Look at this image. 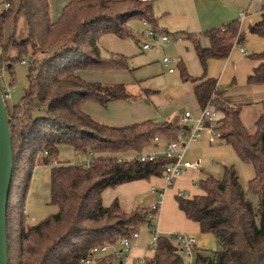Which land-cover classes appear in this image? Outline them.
I'll list each match as a JSON object with an SVG mask.
<instances>
[{
	"label": "trees",
	"instance_id": "obj_1",
	"mask_svg": "<svg viewBox=\"0 0 264 264\" xmlns=\"http://www.w3.org/2000/svg\"><path fill=\"white\" fill-rule=\"evenodd\" d=\"M9 10L0 12V72L13 74L14 65L30 59L29 86L20 102L10 107L5 100L14 148V173L7 210L9 264H84L92 250L131 238L148 225L156 228L157 211L138 208L125 211L118 199L109 207L103 193L123 184L164 177L171 160L153 162L98 157L89 166L62 163L54 165L59 147L68 145L79 154L142 152L164 135L177 139L179 123L147 121L124 128L100 124L83 111L87 102L106 106L113 100H134L125 84L92 83L80 71L128 70L123 55L102 56L100 39L108 34L134 37L130 22L146 21L158 30V20L150 2L142 0H71L60 18L53 20L49 0H2ZM23 17L26 32L17 31L7 39L5 26ZM250 33L264 38V13L250 26ZM182 35V34H181ZM208 48L198 38L194 43L204 76L194 79L179 63L182 77L196 84L194 94L203 110L214 105L223 113L222 141L235 150L240 160L255 170L244 188L234 166L225 167L221 179L213 176L198 182L201 195L176 197L186 217L200 225L204 234L214 236L219 252L198 253L193 264H264V111L250 132L241 119V108L224 100L225 89L207 77L211 59L227 58L235 45H242L240 22L204 34ZM179 38V37H178ZM176 37V39H178ZM184 38V37H183ZM16 51L9 57L10 49ZM41 59L35 63V60ZM261 64L249 76L250 84L264 83V52L253 55ZM53 166L50 178V206L58 211L32 223L26 201L37 166ZM250 196L257 198L254 203ZM174 239L159 237L151 256L134 264H187ZM113 256L99 255L92 264H111Z\"/></svg>",
	"mask_w": 264,
	"mask_h": 264
},
{
	"label": "crops",
	"instance_id": "obj_2",
	"mask_svg": "<svg viewBox=\"0 0 264 264\" xmlns=\"http://www.w3.org/2000/svg\"><path fill=\"white\" fill-rule=\"evenodd\" d=\"M49 1L52 19L57 20L71 0ZM149 2L158 20V31L168 34L173 40L168 45L172 44L178 51L179 57L175 59L178 67L182 62L189 76L194 79L202 78L204 70L194 43L182 35L194 36L198 38L203 47L208 48L210 40L204 35L206 32L222 28L233 21L240 22V33L244 36L243 44L235 45L230 55L225 59L209 60L207 77L217 80L218 85L225 89L224 100L230 106L241 108V119L244 125L250 132H254L255 123L264 111V83L250 84L248 78L261 64V61L253 58V55L264 52V38L250 33L249 28L261 20L264 13V0H149ZM0 10H4L3 5H0ZM243 15L245 17L241 18ZM145 27L148 31L150 25ZM176 37L179 38L176 39ZM242 49L245 52H242ZM142 52L144 51L142 50ZM179 70L183 84L179 81L177 84L180 87L182 85L183 88H181V94L178 95L179 98L174 101V104L164 109L168 110L166 112H161L152 100L157 92L144 89L141 82L135 78V72L131 68L108 72L80 71L78 75L88 82L107 85L125 84L128 91L134 96V100H113L106 106L97 102H87L83 106V111L98 123L116 128H124L147 121L181 124V118L185 111L198 116L202 109L194 94L196 84L184 80L180 67ZM165 73L174 75L176 69L174 73H169L165 68ZM135 86L137 89L141 88L143 93L133 94L134 91L131 88ZM186 105H191L193 110L185 109ZM180 134L181 132L175 140L180 139ZM157 137L159 141L154 142L153 140L152 144L143 150L144 152L162 153L166 144L172 141L164 135ZM136 153L138 152L129 151L84 155L77 153L68 145H61L58 160L54 165L74 164L79 159L91 161L98 157L126 159ZM184 158L187 161L200 162V170H189L183 173L170 187L164 177H152L149 180H140L123 184L117 188H109L103 193V204L105 207H109L118 199L121 208L128 212L138 208H148L156 198L152 193L153 188L159 189L164 193L163 202L156 218V228L160 236L170 238L175 234H189L197 240L198 253L219 252L221 246L217 239L210 234L202 233L200 225L186 217L180 210L176 197L179 194H185L192 198L203 194L197 185L198 182L211 176L221 179L225 167L230 166L236 168L240 182L246 188L254 178L255 170L251 165L243 163L233 147L222 140L210 143L204 138L198 143L189 144L186 146ZM52 168L53 166L39 165L34 170L26 201V213L33 223L58 211L57 207L49 205ZM144 227L145 231L140 234L131 255L125 256L119 260V263L134 264L153 254H149L152 232L148 225ZM174 243L176 244V242ZM107 255H111V253H107Z\"/></svg>",
	"mask_w": 264,
	"mask_h": 264
},
{
	"label": "built area",
	"instance_id": "obj_3",
	"mask_svg": "<svg viewBox=\"0 0 264 264\" xmlns=\"http://www.w3.org/2000/svg\"><path fill=\"white\" fill-rule=\"evenodd\" d=\"M149 0H142V2H148ZM4 9L9 10L10 4H3ZM245 15L241 16L244 18ZM144 25L149 27V24L144 21ZM147 41L142 44V50L144 52L154 51L160 47H163L167 44L173 42L171 37L168 34L159 32L151 27H149L146 33ZM242 52H245L242 49ZM27 61H23V64H26ZM163 65L167 69L169 73H174L175 67L177 65V60L165 58L163 60ZM3 73L0 72V79H2ZM3 96L5 100L10 99V90L9 87L5 90H2ZM224 117L223 113L218 111L214 105H209L205 109L202 110L200 115L195 116L193 113L189 111H185L181 118L182 131L180 134V139L169 141L166 144V148L162 153L159 152H138L135 155L120 160H135L139 162H153L161 157H166L171 160V163L167 166L165 170L164 178L168 184V186H172L176 180L185 172L189 170L198 171L201 168L200 162H191L187 161L184 158L186 146L193 143H198L204 138H206L210 143H217L221 141V131L220 125L221 120ZM188 127V129H184V127ZM159 138L156 137L154 142H158ZM56 162H54L55 164ZM91 163L90 160H77L74 164L89 166ZM152 193L155 195V200L151 204V209L159 212L164 193L159 189L153 188ZM152 232V239L149 244V248H155L157 246L160 234L157 231V228ZM140 238V233H134L131 238L121 239L116 244H105L101 247H96L92 250V256L87 260H83L84 264H92L95 257L99 255H107V253H111L113 256V260L111 264H122L119 263V260L124 258L125 256L131 255L132 251L135 248L137 241ZM170 238L174 239V241L178 244L179 251L183 253V255L188 259L187 264H193L195 258L198 254V246L197 240L195 237L189 234L180 233L171 236ZM145 259H141L140 263H144Z\"/></svg>",
	"mask_w": 264,
	"mask_h": 264
},
{
	"label": "rangeland",
	"instance_id": "obj_4",
	"mask_svg": "<svg viewBox=\"0 0 264 264\" xmlns=\"http://www.w3.org/2000/svg\"><path fill=\"white\" fill-rule=\"evenodd\" d=\"M18 6V0H12ZM2 1L0 0V3ZM2 12V10H0ZM130 29L134 37L129 38H119L113 34H108L103 36L100 39L99 46L102 52L103 57H110L112 55H123L129 59V67L135 72V78L141 82V85L146 90L156 91L152 100L155 105L158 106V109L161 112H166L164 110L169 108L174 104L181 94V87L177 84V81L183 84L181 79L180 70L178 64L176 65V73L174 75H169L165 73V67L163 65V60L167 57L170 59H177L179 57L177 49L171 45H165L154 51L142 52V44L147 41L146 34L147 28L144 26V22L139 20H132L130 22ZM26 22L23 17L19 18V21L15 23V20L9 21L5 26V31L7 39L9 36L13 35L17 31L18 38L21 39L23 32H26ZM145 34V36H143ZM16 51L11 48L9 52V57H15ZM41 59L39 56L35 63ZM27 64L24 65L21 62H18L14 65L13 74L8 70L4 72L2 79H0V86L2 90H5L9 87L10 90V99L7 101V104L12 107L20 102L22 97L25 95L28 86V73L30 68V59L26 58ZM189 86V85H188ZM133 94H142L141 88L135 86L131 88ZM142 92V93H141ZM144 96V95H143ZM148 101V99H147ZM150 101V100H149ZM185 109L193 110L191 105H186ZM252 130L254 128H251ZM251 200L256 203L257 198L250 196ZM33 223V222H32ZM145 227L143 226L139 233H143ZM109 253V252H108ZM153 251L150 250L149 254H152ZM206 253V252H205ZM182 254L186 262L188 259ZM206 254H211L207 252Z\"/></svg>",
	"mask_w": 264,
	"mask_h": 264
},
{
	"label": "water",
	"instance_id": "obj_5",
	"mask_svg": "<svg viewBox=\"0 0 264 264\" xmlns=\"http://www.w3.org/2000/svg\"><path fill=\"white\" fill-rule=\"evenodd\" d=\"M188 129V127H184ZM14 148L6 102L0 86V264H9L7 210L14 173Z\"/></svg>",
	"mask_w": 264,
	"mask_h": 264
}]
</instances>
